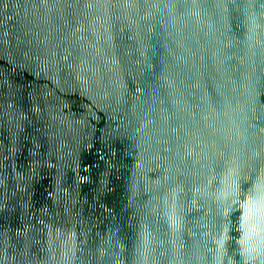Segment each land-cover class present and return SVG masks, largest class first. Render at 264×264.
Wrapping results in <instances>:
<instances>
[{"label":"water","instance_id":"water-1","mask_svg":"<svg viewBox=\"0 0 264 264\" xmlns=\"http://www.w3.org/2000/svg\"><path fill=\"white\" fill-rule=\"evenodd\" d=\"M0 264H264V0H0Z\"/></svg>","mask_w":264,"mask_h":264}]
</instances>
